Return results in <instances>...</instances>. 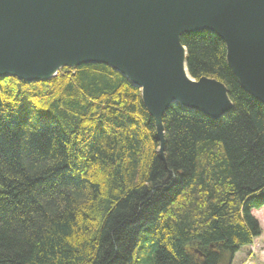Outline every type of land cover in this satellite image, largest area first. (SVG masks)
I'll use <instances>...</instances> for the list:
<instances>
[{"label":"trees","instance_id":"1","mask_svg":"<svg viewBox=\"0 0 264 264\" xmlns=\"http://www.w3.org/2000/svg\"><path fill=\"white\" fill-rule=\"evenodd\" d=\"M180 41L190 76L221 82L232 110L171 104L163 159L140 90L109 66L0 77V264H229L259 236L264 104L216 34Z\"/></svg>","mask_w":264,"mask_h":264},{"label":"water","instance_id":"2","mask_svg":"<svg viewBox=\"0 0 264 264\" xmlns=\"http://www.w3.org/2000/svg\"><path fill=\"white\" fill-rule=\"evenodd\" d=\"M203 30L223 40L241 88L264 104V0H0V77L45 81L63 67L109 66L140 90L163 159L171 104L213 120L232 110L221 82L182 71L181 35Z\"/></svg>","mask_w":264,"mask_h":264},{"label":"rangeland","instance_id":"3","mask_svg":"<svg viewBox=\"0 0 264 264\" xmlns=\"http://www.w3.org/2000/svg\"><path fill=\"white\" fill-rule=\"evenodd\" d=\"M251 213L260 226V234L251 245L236 252L229 264H264V207L254 209ZM221 264H226V261L223 260Z\"/></svg>","mask_w":264,"mask_h":264},{"label":"bare ground","instance_id":"4","mask_svg":"<svg viewBox=\"0 0 264 264\" xmlns=\"http://www.w3.org/2000/svg\"><path fill=\"white\" fill-rule=\"evenodd\" d=\"M181 68H182V71H183V73L185 74V75H187L188 76V73H187V71L188 70H186V67H185V65L183 64V63H181ZM58 71V70H57ZM41 73V72H40ZM193 78V77H192ZM201 78V77H200ZM207 78H209V77H207ZM195 79V78H194ZM213 79V78H212ZM195 80H198V79H195ZM225 87V86H224ZM212 119V118H211Z\"/></svg>","mask_w":264,"mask_h":264}]
</instances>
